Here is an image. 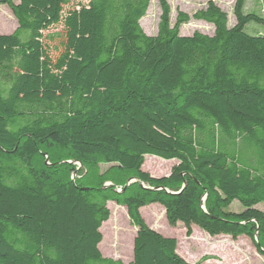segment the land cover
Segmentation results:
<instances>
[{"label": "trees", "instance_id": "trees-1", "mask_svg": "<svg viewBox=\"0 0 264 264\" xmlns=\"http://www.w3.org/2000/svg\"><path fill=\"white\" fill-rule=\"evenodd\" d=\"M157 2L148 35L149 0H0L16 19L0 34V264H190L149 204L264 257V15L234 0L229 26L209 0L171 25ZM190 19L212 32L181 35ZM146 155L176 163L152 176ZM108 202L136 227L127 262L99 249Z\"/></svg>", "mask_w": 264, "mask_h": 264}, {"label": "rangeland", "instance_id": "rangeland-1", "mask_svg": "<svg viewBox=\"0 0 264 264\" xmlns=\"http://www.w3.org/2000/svg\"><path fill=\"white\" fill-rule=\"evenodd\" d=\"M14 1L17 2L18 0ZM208 1L167 0L170 6V24L174 23L177 9L192 15L196 10L204 8ZM212 1L227 13L228 25L231 26L234 23L232 13L234 0ZM245 8L247 11L255 10L264 15V0H246ZM159 14L160 8L157 0H149L147 11L139 21L146 34L153 35L156 33ZM15 27L16 19L12 10L7 5L0 4V34H8ZM59 30L60 28H52L46 33L54 34ZM212 30L211 24L190 19L188 23L180 27V34L190 35L194 31L210 34ZM248 30L252 33H261L262 31L254 25H249ZM57 42L58 40L50 42V47L55 49L58 46ZM175 163L176 160H163L152 155H146L142 169L152 176H162L167 174ZM107 167V165H100L99 169L104 171ZM77 168L79 170L80 165ZM107 206L110 215L100 228L102 234V241L99 244L100 252L105 257L127 262L132 256V244L136 227L130 221L124 206L117 205L114 202H108ZM257 208L264 212V205L259 204ZM230 209L237 211L241 208L233 203ZM140 213L150 228L164 236L176 239L177 253L190 264H264V257L256 251L247 236H239L236 239L226 235L210 237L195 226H192L191 235L187 236L185 228L181 224L170 226L167 223L164 210L159 204L146 205L140 209Z\"/></svg>", "mask_w": 264, "mask_h": 264}, {"label": "water", "instance_id": "water-1", "mask_svg": "<svg viewBox=\"0 0 264 264\" xmlns=\"http://www.w3.org/2000/svg\"><path fill=\"white\" fill-rule=\"evenodd\" d=\"M138 181L137 179L131 178L127 181V183L125 184V186H127L130 182H135ZM142 185V183H140ZM109 185V183H105L104 186ZM143 186V185H142ZM144 187V186H143ZM117 191H120V189H117ZM134 238V237H133Z\"/></svg>", "mask_w": 264, "mask_h": 264}]
</instances>
